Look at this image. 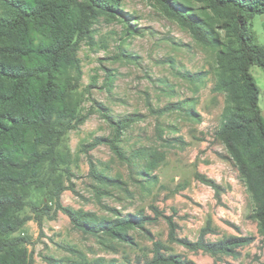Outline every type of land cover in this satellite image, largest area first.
I'll return each instance as SVG.
<instances>
[{"label":"rangeland","instance_id":"obj_1","mask_svg":"<svg viewBox=\"0 0 264 264\" xmlns=\"http://www.w3.org/2000/svg\"><path fill=\"white\" fill-rule=\"evenodd\" d=\"M88 2L76 0L75 5L81 8ZM179 2L184 6L178 11L212 25L220 41L217 49L198 41L175 14L170 4ZM108 5L96 8L95 18L81 24L75 37L81 69L77 112L84 118L67 132L71 174L63 177L66 188L60 202L106 220L127 214L152 219L142 228L129 229L130 240L124 241L78 230L62 210L53 217L44 216L41 223L31 218L21 233L30 237L27 248L34 264H49L47 257L59 264H77L81 259L70 248L80 251L90 264L99 258L113 264H135L138 258L152 256L155 240L169 245L170 253L196 264L264 263V238L248 218L253 202L227 158L225 146L214 137L224 104V95L211 91L218 49L238 47L234 31L225 26L233 19L232 7H215L212 0H109ZM248 22L256 44L264 47V14H255ZM196 72L204 74L202 82L182 77ZM250 72L260 88L259 106L264 116V70L252 65ZM184 100L187 107H194L195 115L189 116L183 109L159 114L150 111V107L157 110ZM131 113L140 114L141 119L121 131L106 119L115 122ZM95 138H115L128 158L142 148L163 153L164 159L146 172L144 160L122 161L107 141L90 146ZM92 167L118 181L102 183L90 173ZM196 171L222 186L220 202L210 186L195 178ZM25 214L33 213L27 208ZM168 216L177 224V236L191 241L197 240L209 217L218 231L208 234L207 240L230 235L251 236L253 240L237 248V257L222 254L214 259L168 242Z\"/></svg>","mask_w":264,"mask_h":264},{"label":"trees","instance_id":"obj_2","mask_svg":"<svg viewBox=\"0 0 264 264\" xmlns=\"http://www.w3.org/2000/svg\"><path fill=\"white\" fill-rule=\"evenodd\" d=\"M108 2L89 0L80 8L75 5L76 0H0V264H34L27 248L30 237L21 233L22 228L31 218L41 223L44 216L53 217L58 210L65 212L78 230L95 236L104 233L124 241L130 240L129 229L142 228L152 219L143 214H127L106 220L91 212L64 207L60 202V195L66 188L63 177L71 174L67 132L84 118L77 112L81 69L76 38L82 30L78 27L87 25L89 18H95L96 8L103 9L109 6ZM212 2L215 7H232L233 19L225 26L234 31L238 45L237 48L218 49L216 80L211 91L223 94L224 104L214 137L225 146L227 158L238 171L253 202L248 218L256 223L258 234L264 238V116L259 106L260 88L250 72L252 65L264 70V47L256 44L255 35L248 26L253 15L264 14V0ZM115 4L118 3L115 1ZM170 5L198 41L211 49L218 48L220 41L210 23L194 14L178 11L184 6L180 2L177 6ZM182 77L197 83L202 82L204 74L183 73ZM186 103V100L170 103L157 110L150 107V111L159 114L183 109L189 116L195 115L194 107H187ZM106 119L121 131L139 121L141 115L131 113L115 122ZM104 141L110 143L122 161L144 160L146 172L154 170L164 159L163 153L142 148L133 151L128 158L115 143V138H95L90 146ZM90 171L102 183L118 181L93 167ZM194 176L210 186L220 202L222 186L199 171ZM27 208L32 215L25 214ZM153 209L156 211L155 207ZM166 219L168 242L178 243L192 252L202 251L214 259L222 254L237 257V248L253 240L251 236L233 235L218 241L207 240L208 234L218 231L209 217L197 240L191 241L178 237L177 224L171 216ZM70 251L79 255L81 260L77 264H90L80 251L73 248ZM170 251L169 245L155 240L152 256L138 258L135 264H196ZM46 260L49 264H59L51 257ZM92 264L113 263L99 258Z\"/></svg>","mask_w":264,"mask_h":264}]
</instances>
